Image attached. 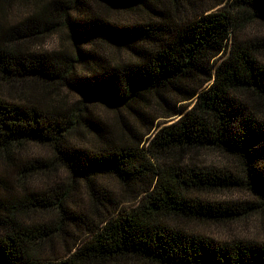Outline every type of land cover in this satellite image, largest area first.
I'll use <instances>...</instances> for the list:
<instances>
[{"label": "trees", "instance_id": "16d2710c", "mask_svg": "<svg viewBox=\"0 0 264 264\" xmlns=\"http://www.w3.org/2000/svg\"><path fill=\"white\" fill-rule=\"evenodd\" d=\"M253 20L264 0H0V264H264V241L185 226L264 207V35L240 37ZM56 32L72 52L39 46ZM231 191L257 201L208 197Z\"/></svg>", "mask_w": 264, "mask_h": 264}, {"label": "rangeland", "instance_id": "374dc122", "mask_svg": "<svg viewBox=\"0 0 264 264\" xmlns=\"http://www.w3.org/2000/svg\"><path fill=\"white\" fill-rule=\"evenodd\" d=\"M222 10L223 8L217 9ZM256 35H264V26L258 21H251L245 24L242 28L240 37H253ZM40 47L46 50H67L72 52V48L65 38L62 32H56L54 34L48 35L43 38L41 41ZM100 52L110 56H115L116 51L111 47H98ZM220 60V59H219ZM21 85V84H20ZM20 85H13V86H5L4 91L9 94L10 96H14L16 98H20L23 96V90ZM60 95L63 93L66 94L68 100L72 101L75 100L76 97L73 94H70L65 88L61 89L59 92ZM59 95V96H60ZM156 104H152L151 108L154 107ZM158 108V105H157ZM150 110V107L149 109ZM96 111L102 116L110 117L113 115L111 111L106 110L105 108L98 107ZM155 114L161 116L157 119L156 124L161 125L163 122H170L169 119H163L164 112L161 108H158L155 111ZM45 148H42L37 145H32L30 147L29 152L35 153L36 156H46ZM194 161L203 164H217L219 166H225L233 172L238 174V167L235 165L233 159L226 158L217 154L216 152L209 151V150H201L199 154L194 157ZM53 174L49 175V178H46L45 175L37 174L34 176V185L35 183L45 186V185H54V179H63L64 172L62 170H53ZM108 182V186L112 189L119 197L123 198V190L122 188L116 183L113 182L111 178H105ZM83 196L81 193H79ZM85 197V196H83ZM211 200H218V201H233V202H240V201H251L256 202L257 198L254 195L248 194L245 191H231V192H222V193H212L208 196ZM187 228H197L204 232L205 234L215 238L218 241H232L235 239H243V240H254V241H264V207L263 209H258L255 212H250L245 217H242L238 220L224 223V224H205V225H194L188 224L185 225Z\"/></svg>", "mask_w": 264, "mask_h": 264}]
</instances>
